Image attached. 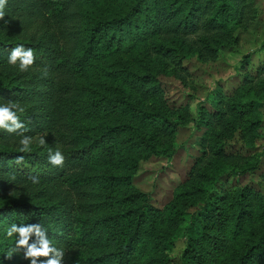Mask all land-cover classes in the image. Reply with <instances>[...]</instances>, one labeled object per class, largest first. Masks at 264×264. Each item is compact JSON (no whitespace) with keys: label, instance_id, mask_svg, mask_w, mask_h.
Masks as SVG:
<instances>
[{"label":"trees","instance_id":"obj_1","mask_svg":"<svg viewBox=\"0 0 264 264\" xmlns=\"http://www.w3.org/2000/svg\"><path fill=\"white\" fill-rule=\"evenodd\" d=\"M243 1L7 0L0 104L25 108L18 115L34 143L21 154L20 137L0 130L1 223H39L64 249L63 264H168L178 239L182 264H264V192L215 185L254 166L257 156L225 144L236 131L257 133L260 100L251 84L264 64L255 76L243 74L242 91L220 94L212 110L199 106L194 119L186 105L167 103L156 76L160 67L182 78L180 57L191 49L200 60L214 59L209 37L229 39L219 17H239ZM149 35L160 56L146 47L144 60L130 57ZM18 44L36 57L24 73L7 63ZM189 121L204 127L199 153L160 210L131 184L133 171L148 155L170 157L176 127ZM49 149L62 151L63 167L48 163ZM7 243L13 247L14 239ZM15 256L16 264H29L22 251Z\"/></svg>","mask_w":264,"mask_h":264},{"label":"rangeland","instance_id":"obj_2","mask_svg":"<svg viewBox=\"0 0 264 264\" xmlns=\"http://www.w3.org/2000/svg\"><path fill=\"white\" fill-rule=\"evenodd\" d=\"M225 30L229 33L228 40H220L214 34L209 37V43L215 48L214 59L200 60L195 50L185 51L180 57L182 78L173 76L170 69L163 71L157 68L156 76L164 91L167 103L174 106L186 105L190 116L194 119L198 115L199 106L212 110L215 101L220 94H232L234 91H242V76L245 72L255 76V70L264 64V0H244L241 3V12L238 16L230 18L221 16ZM198 34L196 36H199ZM154 36H147L138 44V49L129 52L130 57L134 53L144 60L146 47L152 49ZM157 53L151 56L158 58ZM160 56V55H159ZM251 89L256 90V98L260 100L259 118L260 126L252 138L240 137L236 131L227 140L225 148L229 151H238L249 158L257 156L251 169H236L231 173L221 176L222 184L227 187L244 186L251 187L258 193L264 192V71L255 76ZM204 127L198 123L187 122L177 126L174 132L175 150L170 157L159 154H151L138 161L133 171L131 184L150 196V201L160 210L171 197L172 188L187 178L189 168L198 155V140ZM252 160V158H251ZM231 169H229L230 171ZM224 181V183H223ZM195 204L186 206L187 212H193ZM186 220L179 223V232ZM10 224L1 223L0 220V264H16L15 254L9 259L4 256L11 249L7 243L5 231ZM182 248V239L175 242V246L169 254L168 264H182L178 255Z\"/></svg>","mask_w":264,"mask_h":264},{"label":"clouds","instance_id":"obj_3","mask_svg":"<svg viewBox=\"0 0 264 264\" xmlns=\"http://www.w3.org/2000/svg\"><path fill=\"white\" fill-rule=\"evenodd\" d=\"M7 0H0V20H4L5 7ZM8 24V21H4ZM35 54L31 47L26 48L23 44L13 47L8 56L7 63L12 67H16L19 72L24 73L35 63ZM46 74V72H45ZM25 108L17 101L9 100L4 104H0V130L10 134L19 136V147L17 151L21 154H29L32 152V144L34 139L25 135L28 130L25 123L20 119L19 114H23ZM40 147L46 144L44 136H40L36 141ZM24 162V156L18 155L15 163L20 165ZM65 156L57 149L53 152L49 149L48 163L53 167H63ZM14 178V177H13ZM33 184H38L39 179L35 176L30 177ZM6 238L14 239L13 247L4 256L5 259H11L13 254L22 251V259L27 260L29 264H63L65 252L62 248L53 246L52 241L48 238L47 232L39 224L17 225L10 224L5 231ZM35 237L30 243V239Z\"/></svg>","mask_w":264,"mask_h":264}]
</instances>
